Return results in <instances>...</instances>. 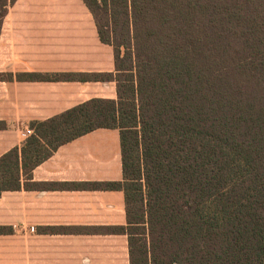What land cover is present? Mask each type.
<instances>
[{"label":"trees","instance_id":"obj_1","mask_svg":"<svg viewBox=\"0 0 264 264\" xmlns=\"http://www.w3.org/2000/svg\"><path fill=\"white\" fill-rule=\"evenodd\" d=\"M15 1L0 0V36ZM83 1L114 70L17 77L114 81L117 97L32 121L0 157V196L61 145L118 129L123 180L84 185L125 191L127 223L106 230L128 235L130 264H264V0Z\"/></svg>","mask_w":264,"mask_h":264},{"label":"crops","instance_id":"obj_2","mask_svg":"<svg viewBox=\"0 0 264 264\" xmlns=\"http://www.w3.org/2000/svg\"><path fill=\"white\" fill-rule=\"evenodd\" d=\"M105 45L83 0H16L10 6L0 36V74H13L0 78V121L7 125L0 129V157L22 144L32 121L93 97H117L114 81L17 77L113 71L104 68ZM123 177L118 129L98 128L61 145L20 189L2 192L0 264H130L128 235L106 230L127 223L125 191L84 185Z\"/></svg>","mask_w":264,"mask_h":264},{"label":"rangeland","instance_id":"obj_3","mask_svg":"<svg viewBox=\"0 0 264 264\" xmlns=\"http://www.w3.org/2000/svg\"><path fill=\"white\" fill-rule=\"evenodd\" d=\"M113 48L105 45L104 46V68H108L109 66L112 68L114 67L113 65ZM114 84H110V87L108 88V90H110V93L113 92L114 88H113Z\"/></svg>","mask_w":264,"mask_h":264},{"label":"built area","instance_id":"obj_4","mask_svg":"<svg viewBox=\"0 0 264 264\" xmlns=\"http://www.w3.org/2000/svg\"><path fill=\"white\" fill-rule=\"evenodd\" d=\"M30 133H29V135L33 132V130L31 129L30 131H29Z\"/></svg>","mask_w":264,"mask_h":264}]
</instances>
